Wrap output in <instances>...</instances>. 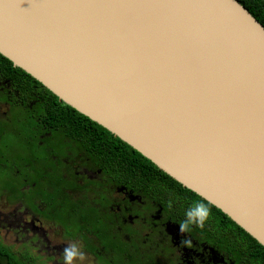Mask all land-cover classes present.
Masks as SVG:
<instances>
[{
    "label": "water",
    "instance_id": "95a60500",
    "mask_svg": "<svg viewBox=\"0 0 264 264\" xmlns=\"http://www.w3.org/2000/svg\"><path fill=\"white\" fill-rule=\"evenodd\" d=\"M0 54L264 246V25L238 0H0Z\"/></svg>",
    "mask_w": 264,
    "mask_h": 264
},
{
    "label": "flooded vegetation",
    "instance_id": "af4514ba",
    "mask_svg": "<svg viewBox=\"0 0 264 264\" xmlns=\"http://www.w3.org/2000/svg\"><path fill=\"white\" fill-rule=\"evenodd\" d=\"M57 107L0 60V264H66L71 245L72 264H257L214 216L182 230L190 195L116 176Z\"/></svg>",
    "mask_w": 264,
    "mask_h": 264
},
{
    "label": "trees",
    "instance_id": "16d2710c",
    "mask_svg": "<svg viewBox=\"0 0 264 264\" xmlns=\"http://www.w3.org/2000/svg\"><path fill=\"white\" fill-rule=\"evenodd\" d=\"M260 23L264 25V0H238ZM0 60L8 65L33 85L41 87L49 96L50 101L57 103L58 115L56 119H61L59 124L63 126L67 123L78 122L79 129L76 130L78 135L84 136V128L90 129L86 140L91 152H94L98 157L106 161V166L110 172L116 176H126L129 180L139 182L143 186L150 188L159 187L161 190L170 189L182 195H190L193 200H203L210 208V216L217 218V222H221L225 228L233 227L240 234L241 240L245 239L250 248H254V253L258 260L255 263L264 262V246L261 245L255 238L241 228L236 222L229 218L219 208L203 199L201 196L185 188L181 183L173 179L171 176L162 171L152 161L144 157L141 153L135 150L132 146L115 137L109 130L103 126L93 122L87 116L79 113L71 106L61 102L59 98L48 90L42 83L37 81L31 75L26 73L21 68L15 67L13 62L0 54ZM52 116V115H50ZM58 124V125H59ZM93 131V132H92ZM166 191V190H165ZM167 192V191H166ZM226 230V229H225ZM232 230V229H231ZM243 241V240H242ZM243 243V242H242Z\"/></svg>",
    "mask_w": 264,
    "mask_h": 264
},
{
    "label": "clouds",
    "instance_id": "9594fccd",
    "mask_svg": "<svg viewBox=\"0 0 264 264\" xmlns=\"http://www.w3.org/2000/svg\"><path fill=\"white\" fill-rule=\"evenodd\" d=\"M211 208L203 200H193L184 212V220L181 229H190V226H203L210 216ZM85 253L76 245H71L64 249V258L66 264H72V261L83 256Z\"/></svg>",
    "mask_w": 264,
    "mask_h": 264
}]
</instances>
